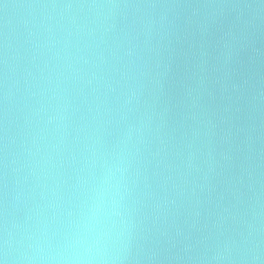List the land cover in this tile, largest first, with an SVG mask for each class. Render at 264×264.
I'll return each instance as SVG.
<instances>
[{"label":"water","instance_id":"95a60500","mask_svg":"<svg viewBox=\"0 0 264 264\" xmlns=\"http://www.w3.org/2000/svg\"><path fill=\"white\" fill-rule=\"evenodd\" d=\"M113 2L0 0V209L6 135L9 221L54 247L121 151L125 264H264V0Z\"/></svg>","mask_w":264,"mask_h":264},{"label":"clouds","instance_id":"9594fccd","mask_svg":"<svg viewBox=\"0 0 264 264\" xmlns=\"http://www.w3.org/2000/svg\"><path fill=\"white\" fill-rule=\"evenodd\" d=\"M65 6L83 7L84 5ZM89 7L139 9L156 7V5H141L123 0L121 3H94ZM121 51L124 57L135 58L137 56V46L131 41ZM4 99L7 100V92H5ZM134 100H137V93L131 90L123 100V106L131 105ZM121 118L126 119V114ZM55 119V116H50L49 122ZM131 140L132 134L129 131L126 133V139L121 143L127 146ZM8 147L9 142L6 135L3 156L4 199L3 207L0 209V264H125L132 258L129 240L130 228L135 226V222L130 219L127 201L134 187L128 182L131 164L121 151L114 150L111 158L105 159L103 174L97 177L92 185L85 208L79 219L74 222L71 235L61 245L54 247L43 234H23L18 231L17 224L9 221ZM28 170L29 173L35 172V169L31 167ZM215 258L231 259L223 255ZM253 259L259 260L260 257L256 255Z\"/></svg>","mask_w":264,"mask_h":264}]
</instances>
